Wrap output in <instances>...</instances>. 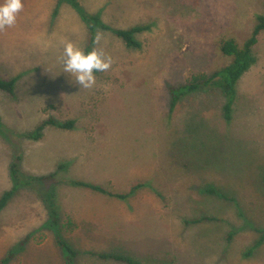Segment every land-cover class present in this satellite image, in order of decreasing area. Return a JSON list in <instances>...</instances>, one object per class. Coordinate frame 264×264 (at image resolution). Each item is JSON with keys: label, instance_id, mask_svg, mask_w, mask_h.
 I'll return each instance as SVG.
<instances>
[{"label": "rangeland", "instance_id": "1", "mask_svg": "<svg viewBox=\"0 0 264 264\" xmlns=\"http://www.w3.org/2000/svg\"><path fill=\"white\" fill-rule=\"evenodd\" d=\"M77 1L82 14L99 18L113 30L146 28L136 34L141 48H127L122 39L101 27L94 30L95 37L100 33L101 39L92 45L87 24L70 0H24L16 24L0 30V79L18 77L14 97L0 90V200L12 192L0 210V264L8 257L7 264H69L57 243L59 237L78 253L72 264H126L99 257L124 253L115 243L89 244V234L95 228L69 234V229L61 226L62 221L70 220L61 213L62 202L64 207H73L67 200V186L72 187L68 182L91 181L113 193L129 192L132 186L117 170L108 172V168L147 161L155 153L156 164H165L168 141L180 137L174 123L184 109L189 110L187 119L196 127L212 124L217 112L201 114L197 109L211 103L219 105L223 100L220 90L183 97L172 116L170 90L185 85L194 74H212L228 66L233 58L222 53L221 42L234 38L242 47L253 33L257 15L264 13V0ZM65 41L86 51L100 49L111 57V67L95 74L92 88H80L63 73ZM257 45L256 54L262 58L264 33ZM260 64L249 77L264 72V64ZM260 77L264 80V73ZM246 102L247 111H242L244 103L238 100L234 107V101L231 120L221 117L219 126L233 132L238 127L247 139L234 133L238 138L235 143L219 140L216 158L212 151L197 153L201 163L209 160L210 170L221 166L227 179L219 174L216 179H220L214 180V176L213 183L217 181L218 189L229 192L235 202L222 205L221 198L214 196L202 204L197 197L179 203L176 196L163 191L158 184L162 182H156L161 194L156 193L157 204L165 205L166 211L171 208L175 215L176 205L184 217L189 211L217 217L214 236L201 244L197 239L189 240L193 245L190 251L187 240L175 244L171 239L166 245H150L149 250L139 245L131 255L141 264H264V81L247 86ZM50 119L76 120V125L83 127L79 129L83 135L97 136L95 150L93 144L82 145L76 140L51 144L46 138L54 126H46L42 137L33 139L38 127ZM185 136L181 146L197 142H190L191 134ZM224 145L229 146L226 152ZM180 151L183 149L179 147L176 153ZM53 174L54 178L40 180ZM180 185L176 182V191ZM241 198L245 206L238 205ZM52 205L59 221L62 219L57 225L51 220L57 218L51 214ZM191 217L189 214L187 219ZM160 218H164L163 213ZM171 230L180 232L177 224Z\"/></svg>", "mask_w": 264, "mask_h": 264}, {"label": "crops", "instance_id": "2", "mask_svg": "<svg viewBox=\"0 0 264 264\" xmlns=\"http://www.w3.org/2000/svg\"><path fill=\"white\" fill-rule=\"evenodd\" d=\"M56 9L57 8L55 7L54 11ZM263 33L264 32L261 34ZM257 46L258 45L254 48L257 63L244 74L237 84L234 107H237V101L240 100V104L244 103L243 108L240 109L242 111H247V86L253 81H264L262 77H260L264 72H262L260 76L258 74L256 77H249L254 73V70H256L260 62V65L264 64V56L261 58L256 54ZM19 70H21V68ZM256 74L257 73H255L254 76ZM11 79H16V83H18V77H12ZM26 85H28V81L26 82ZM171 100L172 98H170L169 113L172 116ZM220 103L219 105L211 103L205 109H197L201 114L211 110L217 112V119H211L213 120L212 124L206 125V128L196 127L193 121L189 123L187 119V112L189 110L186 109H184V112L180 114V117L175 120L174 128L176 129V133L180 134V137L176 141V138L173 136L167 143V148L164 151V161L165 164H167V168L164 163L163 165L156 164L153 159V157L157 155L156 153L148 152V154H154V156H150L151 159H148L147 161H136L137 163L134 162L131 166L120 164L121 166L118 167L119 165L116 164L117 168L115 167V169H113V167H111L107 170L108 172H114L117 170V172L122 175V179L127 182L126 184H129L132 187L137 184H148L153 188L148 186L141 188L134 196L127 200H121L91 189L67 186L69 188V190L66 191L69 197L67 200L69 203L72 202L73 207L71 205L66 206V204L64 207L62 202L60 209L62 215H68L73 223L72 227H69L68 233H78L83 228H95L94 232L89 234V238H91L89 244L109 245L115 243L117 247L122 250L125 257H131L135 260L138 259L131 254L135 253L139 245L141 248L149 250L150 245L158 243L169 244V240L171 239L176 241L175 244L187 240L190 251L193 248V245L192 243L189 244V240L194 241L197 239L200 244L210 241L209 238L214 236L213 230L217 227L215 224V221L218 220L217 217H204L193 213V211H189L184 217L183 211L176 205L174 208L175 215H173L171 208L166 211L164 208L165 205L160 206L157 204L158 196L155 190H158L157 188H159L156 187V182H162V184H158L160 187L164 188L163 191L166 193L168 192L169 196H176L174 198L179 199L177 200L179 203H189L188 199L190 197H197L200 200V204H202L205 198L207 199L208 197L214 196L221 198L222 205L236 201V198L231 196L229 192L224 193L218 189L220 186L217 181L213 183L214 176V180L220 179V177L216 179L219 174L222 175L223 179H227L221 166L216 165V168L210 170L208 168L211 167L209 160H207V163H201L200 158L197 157L198 152L203 154L205 151L206 153L212 151L213 158H216L219 154L218 141L220 140V142L229 143V145L235 143L234 141L238 138L233 136L234 133H239V136L241 135L242 138L247 139V137H243L242 130H238V127H235L233 132L229 131V128L222 127V125L219 126V119L221 117L224 118V106L227 103L225 97ZM234 107L232 106V111L234 110ZM237 110L239 109H236V111ZM172 126L173 125H171V127ZM80 128L83 127H78L76 125L74 130H63L55 127V130H53L50 136L46 139L50 140L51 144L54 142L60 143L63 140L67 142H69V140H76L81 142L82 145L93 144V150H95L96 143L99 142L97 136L93 137V135H88L87 133L83 135L79 130ZM175 129L173 131H175ZM242 129L247 131V128L245 127H242ZM185 133L188 136L191 134L192 137L190 142L196 140L197 142L194 145H188L187 147L181 146L182 143L179 142L183 139H187L186 136L182 137V135H186ZM195 133L196 136L194 137ZM214 139H216V143H214ZM179 147L182 148L183 151L176 153ZM223 147V152H226L229 148V146L225 145ZM214 153H216L215 157ZM85 155V159L87 160V154L84 153V156ZM70 156L75 158L73 155ZM192 156H196L198 161H196V157L195 160H192ZM93 158L96 160L94 154ZM90 163H92V161ZM86 164L87 163H85L84 166H87ZM99 175L102 176V172L99 173ZM178 181H180L181 185L179 186V190L176 191V182ZM84 182L100 185L107 189L106 186L100 183H94L91 181ZM192 182L195 183L192 184ZM208 190H213L217 193H208ZM118 193L126 194L128 192L125 190L117 192V194ZM238 205L245 206L246 201L241 198ZM191 206L193 207L194 205L192 204ZM162 213L164 214L163 219L160 218ZM189 214L192 217L187 219ZM175 224L178 225L180 232L171 230L172 226ZM225 249H227V247H225Z\"/></svg>", "mask_w": 264, "mask_h": 264}, {"label": "trees", "instance_id": "3", "mask_svg": "<svg viewBox=\"0 0 264 264\" xmlns=\"http://www.w3.org/2000/svg\"><path fill=\"white\" fill-rule=\"evenodd\" d=\"M69 1V0H68ZM70 5L76 11H80V4L77 0H70ZM81 13V11H80ZM81 17L87 24L88 30L90 31L91 36V44L93 45L95 40V29L97 27H101L106 30L112 31L118 38L122 39L129 49H139L141 48V43L137 41L136 34L143 32L146 28L138 27L129 30H113L107 25L101 23L100 19L97 17H91L86 14L81 13ZM256 25L254 27L253 33L251 37L246 40L242 47L239 46L237 41L234 38H227L221 42V51L224 55L233 58L232 62L226 66L225 68L216 71L212 74L206 73H197L194 74L185 85L180 86L179 88H172L170 90L172 97L171 100V112L174 111L176 105L181 101L183 97H187L188 95L196 94L200 95L205 92H212V89L220 90V94L222 97L226 99V105L224 106V116L226 120L231 119L232 106L235 100V96L237 93V84L239 80L244 76L246 72H248L256 63L257 58L254 53V48L258 44L259 36L262 32H264V13L257 15L256 17ZM15 85L16 79L3 80L0 79V90L9 93L14 97L15 95ZM46 126H54L59 129L64 130H74L76 128V120H68L65 122H59L55 119H50L47 122L43 123L40 127H38L37 132L33 139L38 140L43 135V129ZM14 172H17L16 165L14 166ZM54 178V174L49 177H42L40 180L44 181L46 179ZM70 183L73 187L86 188L91 189L96 192H100L102 194H106L112 197H116L121 200H127L130 197L134 196L136 192L144 187H151L148 184H137L126 194H115L108 192L105 188L100 185H95L89 182H84L80 180H70ZM153 188V187H151ZM155 192L161 196V194L155 190ZM208 193L216 194V191L208 190ZM12 196V192H7L3 198L0 200V210L3 209L6 205L10 197ZM54 205L51 206V214L57 216V211L54 210ZM53 225H57L59 221L57 218H52ZM65 223V224H64ZM61 223V226L65 229H69L72 227L73 223L71 220H67ZM262 242V241H260ZM57 243L59 247L64 251L69 264L74 263V258L76 259L78 253L75 252L73 248L61 237L57 239ZM258 245V243H257ZM99 257L104 259H113L115 261L123 262L126 264H141L139 261L134 260L130 257H125L124 255L120 256H110L107 254H101ZM10 257L4 259L3 264H7ZM68 264V262L66 263Z\"/></svg>", "mask_w": 264, "mask_h": 264}, {"label": "clouds", "instance_id": "4", "mask_svg": "<svg viewBox=\"0 0 264 264\" xmlns=\"http://www.w3.org/2000/svg\"><path fill=\"white\" fill-rule=\"evenodd\" d=\"M23 7L24 0H0V30L14 26ZM100 39L101 34L97 33L96 42ZM61 62L63 73L68 74L75 84L85 89L96 84L97 72L107 71L112 65L111 57H107L102 50L92 48L86 51L72 41L64 42Z\"/></svg>", "mask_w": 264, "mask_h": 264}]
</instances>
